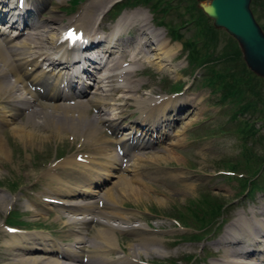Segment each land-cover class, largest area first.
Segmentation results:
<instances>
[{
	"label": "rangeland",
	"instance_id": "1",
	"mask_svg": "<svg viewBox=\"0 0 264 264\" xmlns=\"http://www.w3.org/2000/svg\"><path fill=\"white\" fill-rule=\"evenodd\" d=\"M102 1L82 0L76 6H71L69 4L71 0L65 2L43 0L39 10H34L35 8H32L34 7L32 5H28V8L24 5L27 10H22L17 7L16 0H0L2 4L0 6V19L9 21L10 18H14L17 21L16 25L22 26V15L25 13L29 14L28 22L30 25L44 22L49 23V26L69 27L77 20L79 21V13L83 12V8H89L93 13L97 9L99 10V3ZM11 2L13 4L12 9L8 6ZM20 3H23V1H20ZM163 3L172 5L163 14L160 11L154 13L149 5L142 4L133 8L126 7L124 10L130 12L132 9L142 7L149 24H152L155 28H162L165 35L164 39L168 41L169 45H173L175 49L171 51L172 59H170L168 67L158 68L156 60V63L145 61L138 73L135 72L131 76L133 83H137V86L140 84L137 96L146 100L150 99V102L153 98L158 97L164 99L169 97L171 99L165 101L167 103L163 107L158 108L162 114L158 116V127L155 126L157 128L154 127L153 130L148 129L149 124L139 125L134 121L137 116L151 113L154 115L153 110L141 112L135 108L136 104L134 103L126 105L125 117L122 119L124 127L118 131L119 134L132 127L131 129L136 133H144L148 138L150 137L153 143L147 148L131 149L130 155H127V159L124 161L126 169L115 163H108L107 167L103 169H99L97 165L95 169L103 173V178H101L103 181L99 183L96 182V179L91 178L89 184L100 190L98 195L93 197L95 201L103 199L101 196L106 195L108 200L118 202L119 211H121L122 216L127 218V221L111 219L110 222L117 228L116 234L118 243H120L119 247L125 253L129 251L131 245H134L136 250L141 252L139 256H133V264H211L220 260L219 257L220 255L223 256L224 250L242 248V244L239 243L240 240L233 243L229 248L226 244L215 243L228 226L241 215L250 210L258 211L256 216L251 218V221H258L264 225V191L257 190L253 196L241 195L239 193L240 184L236 179L227 176L229 175V169L223 163L224 160L237 162L239 163L238 167L235 168L237 172L233 173L239 174V176L247 174L244 170V164L253 158L250 157L247 160L246 155L251 153V150L254 151L253 155L264 153V138H259L264 135V126H262L264 120L259 118L263 116L257 111L239 113L235 119L232 118V114L239 107V104L234 103L233 100H220L222 89L214 91L211 87L202 84V80H204L202 76L209 75L210 68L206 70L203 67L193 68L188 65V59L185 57L181 43L170 39L166 25H158L157 23V20L161 19L160 17L167 24L173 25H178L182 20L185 21L190 18L185 9L189 0H163ZM52 7L61 15V18L57 21L48 20L47 18L48 10ZM121 12L119 11L118 14L113 11L106 12L100 22L95 23L92 27L101 35L107 36L106 34L112 32L113 24L117 21V18L114 19L113 15L119 16ZM82 22L84 28L91 29L92 18L87 17ZM209 22L212 23L211 19H209ZM259 22H264V19L261 18ZM183 24H186V22H183ZM133 27L129 29L122 28V35L119 33L117 36H123L124 38L128 36L133 39L139 31L136 27L132 30ZM219 30L220 37L213 56L219 54L225 43L230 40L229 35L225 34L222 29ZM13 31L10 29L7 35H3V37L12 34ZM179 31L185 39L194 38L196 27L193 23H188L182 26ZM97 43L99 42L97 41ZM211 51H213L212 48ZM91 53L94 54V52ZM149 57H151V54ZM122 60H125L123 67H126L128 64H125L129 63V58L123 57ZM210 63H213V68L224 69V64L220 60L219 62L210 60ZM193 76L195 77L193 78ZM9 78L10 80L13 79L11 75H9ZM175 84H182V89L180 88L179 92L173 93L171 90ZM90 89L92 88H88V90ZM65 92L64 90L61 93ZM76 93L79 94V91L76 90L74 94ZM114 94L115 100L113 102H120L119 95L125 94V92L118 90ZM86 97L82 96L77 97L79 99L73 98L70 100L62 98L56 102L59 104L68 103L74 106L77 103L76 100L85 101ZM174 100L178 103L171 106ZM165 106L168 109L163 111ZM260 106L257 105V108ZM0 107L6 110L5 115L0 120V140L4 142L7 151L6 154H0V264H20L18 259L27 255L17 249L10 251V248L7 247L16 238H20V235L27 234L29 238L35 237L33 241L36 244H41L43 241L40 235H52L58 243L74 246V234L68 230V224L63 221L65 217H58L60 214L59 207L48 201V196L50 199L52 197L55 199L56 197H63L56 191L62 182H59L55 175L62 177H68L70 174L71 176L76 175L72 171L73 166L67 165L64 160L71 158L73 162L78 161L81 163L87 159L90 162L86 164L90 165L100 160L97 157L98 154L93 151L94 145L99 141L92 142V144L85 141V130L91 128L88 125L99 117L100 107L87 106L86 116L84 115L82 119L74 118L72 120L62 114L55 116V121L66 128L61 131L62 134L44 125L41 115L34 116L25 125L23 122L27 121V112L14 117L8 116L9 104L2 97H0ZM112 107L115 106L111 105L106 108L111 115L113 112ZM242 119L255 122L260 131L256 135L253 133L246 140H243V135H239L236 131L237 126L242 125ZM34 121L35 123L38 121V124L36 123V125ZM21 124L25 126V130L27 129L24 135L16 129ZM164 125L166 128L163 127ZM70 127L71 129H69ZM98 127H100L99 136L102 138L110 137L113 139L116 135L104 123H99ZM77 128L80 130L78 131ZM167 134H169L168 137H166ZM20 135L23 136L20 137ZM244 145L248 148L244 149ZM101 146L107 148L105 152H108V154L119 153L117 149L115 150L118 146L114 140L113 142L102 143ZM76 154L80 156L81 160L75 159ZM94 166L96 165L94 164ZM176 173H180V177L175 175ZM105 174L108 175L105 176ZM82 182L86 183V181H81L77 185L80 186V184H83ZM201 194L222 197L229 204L228 210L224 213V217L219 219V223L222 220L224 222L221 228L218 223L212 225V232L207 233L205 239L189 241L182 235L189 234L194 229L180 225L174 219L172 212L176 209L184 211V207L196 201V198L201 197ZM103 202L106 201L99 200V203L96 204L101 207ZM9 213H17L19 216L17 218L22 223L12 224L15 227L8 226L7 217ZM96 224L98 223L91 222V227L86 230L85 238L90 239L94 236ZM127 225L137 230L140 227L147 228L148 233H145L144 236L146 238L151 236L154 239L138 245L139 236L127 231V227H123ZM37 236L39 237L37 238ZM242 237L244 241L245 234L240 236V238ZM250 244L252 245L246 246L249 248L248 251L256 254L257 250L255 248L264 247V239H261L259 243L252 241ZM31 254L39 258H44V255L49 258H58V255L54 252L33 251L30 252ZM243 254L244 252L241 255ZM252 254L246 258L251 261L254 260L251 259ZM116 255H122L119 248L114 250L111 256ZM187 256H190V259H187ZM16 261L17 263H15ZM64 261L69 260L64 258ZM72 263L76 264L77 262Z\"/></svg>",
	"mask_w": 264,
	"mask_h": 264
},
{
	"label": "bare ground",
	"instance_id": "2",
	"mask_svg": "<svg viewBox=\"0 0 264 264\" xmlns=\"http://www.w3.org/2000/svg\"><path fill=\"white\" fill-rule=\"evenodd\" d=\"M23 1L27 7L28 5L34 6L32 7L36 8L34 10H39L41 4H43V0ZM56 1L65 2L66 0ZM114 1L116 0H103L99 3V10L97 9L93 13L89 8H83V12L79 13V21L77 20L76 23L71 25V30L78 33L81 32L82 39L78 42V48L81 46L87 47L91 42H99L97 43V48H99L97 53L99 54L95 55L98 56V61L105 63L102 66H95L100 64L94 61L96 60L95 55L83 53V51L80 52L78 48L73 50L71 46L66 47V41H61L60 39L62 34L66 31L63 26H49V23L37 22L34 25L26 23L24 26L19 27V25H16L17 21H15L14 18H10L11 21L9 20L7 24H4V27L0 26L4 28L6 32L4 34L0 32V97L9 104L8 116L14 117L21 113L23 114V112H27V121L23 122L25 125L28 121L32 120L34 116L41 115L40 117L43 119L42 122L44 125L54 129L56 132H61L66 128L60 126L59 123L55 121V116L62 114L63 116L70 117L72 120H74V118L82 119L84 115L86 116L87 106L100 107L99 117L95 118L93 121L88 120L92 121L91 123L93 124L90 123V125H88V127L90 126L91 128H85V141L87 143L92 144V142L99 141L94 145L93 151L98 154L97 157H99L100 160L94 163L96 166H94V164H86L90 162V160L87 159L83 161L84 163L78 161L73 162L71 158L64 160L67 165L73 166L72 171H74L76 175L71 176L70 174L68 177L55 175V178L58 179L59 182H62L59 188L57 186L58 189L56 191L63 197H56V199L52 197L53 199H50L48 196V201L53 202L59 207L60 214L58 217H65L63 221L68 224V230L74 234V246L62 245L58 243L52 235H40L43 241L41 244H36V242L33 241L35 237L29 238L27 234H23L19 236L20 238H16L12 244H8L7 246L10 248V251L17 249L23 251L24 255H27L18 259L20 264H73L72 262H77L76 264H133V256H139L141 254L139 250H136L134 245H131L129 251L126 253L119 247L120 243H118L116 234L117 228L111 224L110 220L119 219L127 221V218L122 216L121 211H119L120 207L117 204L118 202L115 200H108L106 195L101 196L103 199H99L106 201L102 203L101 207L99 204H96L99 203V200L95 201L93 197L98 195L100 190H97V188H94L89 183L91 178L96 179V182L99 183L103 181L101 180V178H103V173L95 169L97 165L99 169H103L107 167L108 163H115L121 168L126 169L124 161L127 159L126 156L130 155L131 149L139 147L147 148L153 143L150 137L148 138L144 133H136V131L131 129L132 127L123 131L124 133L121 134H119L118 131L124 127L122 119L125 117L126 105L131 103L136 104L135 108L141 112L154 111V115L151 113L148 115H141L140 117L137 116L134 120L136 123L139 125L149 124V130H153V128L158 125V116L162 114L159 112L158 108L163 107V105L167 103L165 101L171 98L168 97L164 99L163 97H158L156 99L153 98L151 102L150 99L146 100L139 98L137 92L140 89V84L137 86V83H133L131 81V76L135 74V72L138 73L142 68V63L145 61L150 63L157 62L158 68H163L164 66L168 67L170 59H172L171 51L175 49L173 45H169L168 41L164 39L165 35L164 32H162V28H155L152 24H149V21H147L148 18L145 16L142 7L132 9L130 12L122 10L121 15L113 24L112 32L106 34L107 36H103L100 32H97L92 26L100 22L103 13L108 11L107 9ZM18 2L19 0H16V4ZM1 5L0 3V6ZM10 7L11 9L13 8L12 2L10 3ZM87 17L93 20L91 29L83 27L82 20ZM47 18L48 20L57 21L61 18V15L52 7L48 10ZM132 26L139 30L136 37L131 39V37L128 36H126V38L117 36L119 33L122 35V28L129 29ZM134 27L132 30L135 29ZM10 29L14 30L13 33L3 37ZM134 32L136 33V31ZM85 51L86 50H84V52ZM150 54L151 57H149ZM123 57L129 58V63L125 64H128L126 67H123L125 63V60H122ZM135 65H137V67H135ZM93 72H96L98 75L95 73L93 74ZM9 75H11L13 79L10 80ZM73 79H75V83L72 85V82H74ZM61 85L64 87L66 86L65 93H61L63 92L61 91L63 87ZM73 88L79 89V92H82L81 95H75L74 93L76 91H74ZM88 88L92 89L88 90ZM118 90L124 91L125 94L119 95L120 102H113V100H115L113 97L115 95L114 92ZM82 96H87L86 100H76L77 103L74 106L68 103L59 104L56 102L62 98L64 100H70L73 98L79 99L77 97ZM175 103L177 104L178 102L174 100L171 106ZM111 105L115 106L114 108L112 107V115L106 109ZM166 109H168V107L165 106L163 111ZM169 110L172 111L173 109ZM5 111V109L0 107V120L5 115ZM182 118H184V116H182ZM37 122L38 121H36V123ZM80 123L82 124V121ZM99 123L106 124V126L116 133L113 139L99 136ZM24 127L25 126L21 124L17 126L16 129L24 135V132L27 130H25ZM71 127L69 129H71ZM163 127L166 128L165 125ZM82 131L84 132V129ZM23 135H20V137ZM168 136L169 134H167L166 137ZM113 140L118 146L115 150L117 149L119 153L113 152L108 154V152H105L107 148L101 146V144L107 143V141L113 142ZM3 143L4 142L0 140V154H6L5 152H7ZM75 157V159L81 160L78 154H76ZM108 174H105V176ZM175 175L180 177V173H176ZM81 181H86V183L82 182L83 184L78 186ZM257 212L258 211L250 210L241 215L228 226L220 239L215 243L222 245L226 244L228 248L239 240V243L244 246L252 245L250 244L252 241L259 243L261 239H264V225L258 221H251V218L256 216ZM91 222H97L98 224L95 225L94 236L87 239L85 238L86 230L91 227ZM123 227H127V231H131L133 234L139 236L138 245L147 242V240L154 239V237L151 236L148 238L144 236L145 233H148L147 228L140 227L139 230H137L128 225ZM243 234L246 236L244 237V241L243 237L240 238ZM260 236L261 238H259ZM38 237L39 236H37V238ZM118 248L122 255L112 257L113 251ZM242 248H229L224 250L223 256L220 255L219 257L220 260L211 264H264V247L260 246L255 248L257 250L256 254H252L253 252H245V254L241 255L244 252ZM33 251H42L45 253L54 252L58 255V258H49L47 255H44V258H39L37 256H32V254L30 255V252ZM251 254L253 255L252 257L250 256L251 259H254L252 261L246 258ZM64 258L69 261H64ZM15 263H17V261Z\"/></svg>",
	"mask_w": 264,
	"mask_h": 264
},
{
	"label": "trees",
	"instance_id": "3",
	"mask_svg": "<svg viewBox=\"0 0 264 264\" xmlns=\"http://www.w3.org/2000/svg\"><path fill=\"white\" fill-rule=\"evenodd\" d=\"M79 1L81 0H72L70 3L74 6ZM196 2L197 0H189L185 9L190 18L185 21L182 20L180 24H167L162 17L157 20V23L159 25H166L170 37L181 41L182 47L187 53L190 66L193 68L203 67L206 70L210 68V74L202 76L204 79L202 80V84L211 87L214 91L222 89L220 100H233L234 103L239 104V107L232 114V118L235 119L239 113H253L257 111L263 116L259 118L264 120V78L257 76L246 67L242 59L241 50L232 36H230V40L223 46V50L213 56L220 37V30L209 22V18L202 12ZM251 3V8L256 14L257 20L264 19V0H252ZM141 4L149 5L154 13L160 11L162 14L172 6L168 3H163V0H124L117 6L123 8L135 7ZM183 22H186V24H183ZM188 23L195 25L196 32L194 38L189 37L185 39L179 30ZM260 24L264 30V22ZM211 48L213 51H211ZM210 60L218 62L220 60L224 64V69L213 68V63H210ZM179 88V84L173 85L172 90H179ZM257 105L261 106L257 108ZM242 120V125L237 126L236 131H238L239 135H243V140H246L253 133L256 135L260 131V128L256 127L255 122L247 119ZM262 126H264V121L262 122ZM261 137L264 138V135H261L259 138ZM247 148L244 145V149ZM253 153L254 151L251 150V153L246 155V158L248 157L247 160L250 157L253 158L244 164L246 175L241 174L239 176V174L233 173L237 172L235 168L238 167L239 163L223 161L226 168L233 173L227 176L236 179L238 184H240L239 193L241 195L245 192L248 196H253L257 190L264 191V153L262 155H257V153L253 155ZM196 199V201L184 207V211L176 209L172 212L173 217L181 225L194 229L193 232L183 235L189 241L205 239L207 233L212 232V225L218 223V226L221 228L224 222L222 220L219 223V219L224 217L223 215L227 212V207L229 206L227 200L225 201L222 197L211 194H201V197ZM17 217H19L17 213H9L7 222L10 224L22 223ZM187 259H190V256H187Z\"/></svg>",
	"mask_w": 264,
	"mask_h": 264
},
{
	"label": "water",
	"instance_id": "4",
	"mask_svg": "<svg viewBox=\"0 0 264 264\" xmlns=\"http://www.w3.org/2000/svg\"><path fill=\"white\" fill-rule=\"evenodd\" d=\"M251 0H202L198 7L216 28L224 29L241 46L250 71L264 78V31L254 18Z\"/></svg>",
	"mask_w": 264,
	"mask_h": 264
}]
</instances>
